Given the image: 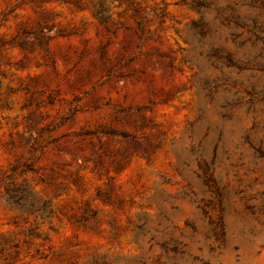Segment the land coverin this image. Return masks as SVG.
Returning <instances> with one entry per match:
<instances>
[{
    "label": "rangeland",
    "instance_id": "rangeland-1",
    "mask_svg": "<svg viewBox=\"0 0 264 264\" xmlns=\"http://www.w3.org/2000/svg\"><path fill=\"white\" fill-rule=\"evenodd\" d=\"M194 1L0 0V264H264V73Z\"/></svg>",
    "mask_w": 264,
    "mask_h": 264
},
{
    "label": "trees",
    "instance_id": "trees-1",
    "mask_svg": "<svg viewBox=\"0 0 264 264\" xmlns=\"http://www.w3.org/2000/svg\"><path fill=\"white\" fill-rule=\"evenodd\" d=\"M193 5L203 12L200 21L195 25L198 28L199 56L204 57L216 68L225 65L234 68L237 72L264 73V17H262L264 0H195ZM241 8L250 13L242 15ZM204 12L212 13L210 21H204ZM216 27L229 30V38L237 51L246 46L250 48L259 46L252 54H245L236 59L232 52L225 51L221 45L206 41ZM218 83L215 81L214 85ZM233 85L237 86L238 83L233 82ZM262 88L261 92H257L254 86L244 91L250 96L251 101L260 98L264 103V85ZM239 103L241 99H237L232 104ZM229 104L225 102L222 107Z\"/></svg>",
    "mask_w": 264,
    "mask_h": 264
}]
</instances>
